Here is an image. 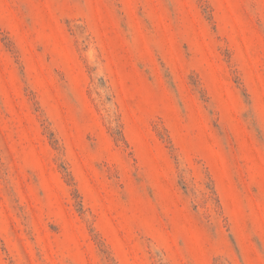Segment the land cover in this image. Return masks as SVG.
Returning <instances> with one entry per match:
<instances>
[{
  "label": "rangeland",
  "instance_id": "rangeland-1",
  "mask_svg": "<svg viewBox=\"0 0 264 264\" xmlns=\"http://www.w3.org/2000/svg\"><path fill=\"white\" fill-rule=\"evenodd\" d=\"M0 264H264V0H0Z\"/></svg>",
  "mask_w": 264,
  "mask_h": 264
}]
</instances>
